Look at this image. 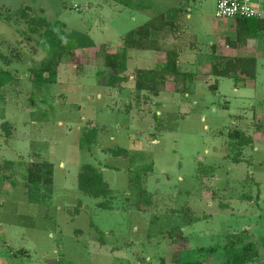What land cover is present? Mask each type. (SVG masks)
<instances>
[{"label":"rangeland","instance_id":"374dc122","mask_svg":"<svg viewBox=\"0 0 264 264\" xmlns=\"http://www.w3.org/2000/svg\"><path fill=\"white\" fill-rule=\"evenodd\" d=\"M22 8L87 33L95 47L63 58L55 83H35L32 70L46 54L16 14ZM160 13L175 23L167 40H152L145 54L130 51L128 80L114 85L103 47L116 51ZM170 52L180 72L200 75L189 96L174 92L173 77L157 96L138 91L134 73L155 56L167 63ZM0 54L8 57L0 70L14 79L0 89V160L53 165L52 183L34 196L22 166L0 181V264H175V254L223 264L232 235L237 245H256L259 256L248 264H264V33L239 45L236 23L217 17L215 0H0ZM247 54L258 57L256 78L237 86L219 78L213 93L212 63ZM5 121L15 131L9 145ZM96 127L91 150H81L83 131ZM118 146L127 153L107 152ZM87 163L112 189V209L77 189ZM131 170L145 175L146 194L130 186Z\"/></svg>","mask_w":264,"mask_h":264},{"label":"trees","instance_id":"16d2710c","mask_svg":"<svg viewBox=\"0 0 264 264\" xmlns=\"http://www.w3.org/2000/svg\"><path fill=\"white\" fill-rule=\"evenodd\" d=\"M28 12V8H22L18 10L16 14L20 15L21 18L26 21L30 35H37L34 44L39 50L46 54V58L41 62L40 67L32 70L36 80L35 83H55L58 75V66L61 60L65 57L76 59L81 51L94 48L95 43L87 33L73 30L68 31L66 24L61 21H48L42 16H30ZM158 16L142 24L135 31L128 32L123 39V46L116 49V51L110 50L107 46L103 47L104 67L107 72L110 73V80L114 85L119 86L128 80L126 71L129 49H152L150 44H152L153 41L151 42L148 38V32L150 30H158ZM4 19H10L9 15L7 14ZM173 27V25L170 26L171 30H173ZM263 33L264 19L240 18L236 20V42L239 45L247 46ZM31 36L28 38L31 39ZM135 36L137 37L135 38ZM170 53L173 54L168 57V64L166 66L157 65L151 70H137L134 73L136 78L135 88L138 91H149L157 96L160 90H163L167 76H171L173 77L175 85L174 92L176 94L182 95L190 92V87L186 81L192 82L196 74L180 72L175 56H173L176 53ZM7 58V56L0 54V59L6 60L4 61L6 65L8 63ZM156 73L159 74L156 75ZM211 74L216 78H234L236 83L254 80L256 78V59L249 57H234L226 59L224 63L214 62L211 65ZM156 78H158L161 83L158 89L154 84ZM13 80L8 70H0V89L13 83ZM154 118L158 119L156 115H154ZM2 124L5 132V140L8 141L14 132V128L7 121ZM100 133L97 127L83 131L79 140V148L81 150L90 151ZM228 135H230V133ZM107 152L113 156H121L127 153L125 148L119 146L117 148H109ZM17 166H22L24 169L22 180L25 185V192L29 196H34V190L39 186L49 185L53 181V165L49 162L33 161L23 165V163L20 162L16 164V162L13 161H3L0 163V181L2 184L6 183L9 179H13L12 177L14 175L12 169ZM7 170H10L11 175L5 173ZM144 170L145 169L138 170L136 173L140 174V172ZM137 174H135L134 170L129 172L130 186H133L135 191H138L140 195L146 194V189L143 186L145 175L143 174L144 177H140L139 179L136 176ZM138 182L141 184L139 183V185L136 186ZM77 189L91 198L102 199L96 203L98 208L106 210L112 209L111 201L114 197L113 191L104 180L100 170L92 164H83L79 168L77 174ZM248 199L250 200L251 198L248 197ZM77 209L74 213L78 212ZM238 238L239 235H232L231 239L223 247L225 255L223 264H248L259 256L258 249L253 242L237 245L239 241L236 239ZM178 256L179 255L176 254L173 256V262L175 264H203L200 261L182 262Z\"/></svg>","mask_w":264,"mask_h":264},{"label":"crops","instance_id":"0c3cea01","mask_svg":"<svg viewBox=\"0 0 264 264\" xmlns=\"http://www.w3.org/2000/svg\"><path fill=\"white\" fill-rule=\"evenodd\" d=\"M194 2L196 1V0H193ZM144 8V7H143ZM140 9H142L141 7L138 9V10H140ZM158 16V15H157ZM157 16H150V18H148V19H146L145 21H144V23H146V22H148V21H150V20H152V19H154V18H156ZM159 18H158V26H157V29L158 30H150L149 32H148V38L152 41V40H162V41H166L167 40V38H168V36H169V34H170V31H169V28H170V26L171 25H174L175 26V23H174V21H173V19H169L168 17H166L164 14H162V13H160V15L158 16ZM176 21V20H175ZM143 23V24H144ZM174 28V27H173ZM137 29V28H136ZM136 29H134V30H131V31H135ZM130 32V31H129ZM137 36H135V38H136ZM139 50H141L144 54L146 53V52H149V51H151V50H146V49H137V48H131V49H129L128 50V59L130 60V59H132V57L129 55V52L130 51H139ZM149 54V53H148ZM145 56H147V57H149V58H151V56H148V55H141V57H140V59L142 58V57H145ZM230 57H249V58H254V59H256V68H257V61H258V57L256 56V55H249V54H247V55H231ZM262 58H263V56H262ZM127 59V60H128ZM158 59H156V56H155V59H152V61L150 60V62H152L151 64H152V66H150V67H148V68H144V70H151L152 68H154L155 66H157V65H161V66H166L168 63H166V62H162V61H157ZM58 68H59V66H58ZM135 68V67H134ZM138 68V67H137ZM127 70H128V68H127ZM139 70H143V68H139ZM126 73H127V71H126ZM196 75H195V80L193 79V81H194V83L195 84H197L199 81H200V75L198 74L197 75V73H195ZM209 76H213V75H210L209 74ZM171 76H167V78H170ZM167 78H166V80H165V84H164V87H165V90H167L168 91V86H167ZM213 79H215L216 80V82H214L215 84L213 85V87L212 88H214L213 90L214 91H212L213 93L214 92H217L218 91V89L220 88V85H219V78H216V77H214L213 76ZM193 81L192 82H188V85L189 84H191V88H190V92H187V93H185L184 95H188L189 96V94L188 93H191L192 92V84H193ZM250 81H253V80H246L245 82H242V83H236L235 84V86H237V84H249V82ZM135 81H134V87H135ZM192 96V95H191ZM14 133H15V131L12 133V136H11V138L8 140V141H6L5 139H3V141L5 142V144L6 145H9V142L12 140V138H13V136H14ZM3 161H11V160H8V159H5V158H2L1 160H0V163H2ZM14 162V161H13ZM60 167H62V164H60Z\"/></svg>","mask_w":264,"mask_h":264},{"label":"built area","instance_id":"2783aa9c","mask_svg":"<svg viewBox=\"0 0 264 264\" xmlns=\"http://www.w3.org/2000/svg\"><path fill=\"white\" fill-rule=\"evenodd\" d=\"M217 17L223 20L264 19V0H215Z\"/></svg>","mask_w":264,"mask_h":264}]
</instances>
